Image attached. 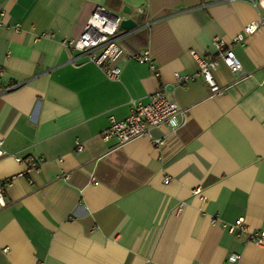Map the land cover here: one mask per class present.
Returning a JSON list of instances; mask_svg holds the SVG:
<instances>
[{
  "label": "crops",
  "instance_id": "1",
  "mask_svg": "<svg viewBox=\"0 0 264 264\" xmlns=\"http://www.w3.org/2000/svg\"><path fill=\"white\" fill-rule=\"evenodd\" d=\"M97 5L138 23L119 34V81L63 47ZM0 17V88L19 85L0 93V182L12 180L0 264H264V244L225 228L244 219L264 232V29L234 48L242 71H215L222 97L201 78L175 85L176 74L198 72L192 52L213 55L215 40L228 44L258 19L249 3L0 0ZM145 52L158 77L126 54ZM161 87L188 111L182 128L155 129L159 147L102 139L111 116L126 118L131 100Z\"/></svg>",
  "mask_w": 264,
  "mask_h": 264
},
{
  "label": "built area",
  "instance_id": "2",
  "mask_svg": "<svg viewBox=\"0 0 264 264\" xmlns=\"http://www.w3.org/2000/svg\"><path fill=\"white\" fill-rule=\"evenodd\" d=\"M123 1V0H119ZM232 1H244L249 3L257 12L258 19L251 23L246 24L243 27V31L240 35L235 37L231 42H227L217 39L214 42L215 54L208 56H200L196 52H192L191 56L198 63L199 70L195 75L176 74L175 85L179 87H185L197 78H201L209 87L212 98L222 97L225 90L219 86L215 78V71L221 65H224L230 70V72L237 74L242 71V63L234 52V48L237 46L244 47L247 39L259 31L264 29V0H226ZM145 14L144 11L141 12ZM3 16V15H2ZM121 15L113 12L102 5H97L92 16L87 21L81 36L77 40L64 41L63 47L70 51L76 52L78 57L84 58L87 62L96 65L105 76L111 81H119L121 79V68L115 63L120 57L125 54V49L121 45L120 23L122 21ZM3 22L0 17V26ZM151 23L146 20L145 26L150 27ZM16 30H20V25L15 27ZM129 59L138 61L140 63H148L152 73L158 77L159 71L157 66L153 63L150 53L145 52L143 54L126 53ZM2 73L0 74V84L2 82ZM18 84L11 85L7 88H0V93L14 90L18 88ZM131 110L130 114L122 119L118 120L114 116L109 118L110 124L101 137L104 141L116 139L121 146L126 143H130L138 138L147 137L152 140L156 147L163 144V140L156 139L153 136V131L161 126H168L173 132L182 128L188 120V111L182 107L174 99L172 91L166 87H161L158 91L153 93L148 102L142 99H133L130 102ZM3 142L0 141V148H2ZM84 150L82 144H78V151ZM6 156V152L0 149V158ZM16 162H23L20 157H14ZM43 164L42 159L33 160L31 162V170H38ZM67 176L66 178H68ZM94 181V179H92ZM95 182V181H94ZM166 182H169L168 180ZM12 184V180H6L0 182V206L5 207V193ZM98 185V183H95ZM200 188L195 190V195H201ZM231 233L246 234L249 242L256 243L258 245L264 244V232L253 234L247 228L244 219H239L234 224L226 225ZM240 260V256L231 255L228 258L230 263H237Z\"/></svg>",
  "mask_w": 264,
  "mask_h": 264
},
{
  "label": "water",
  "instance_id": "3",
  "mask_svg": "<svg viewBox=\"0 0 264 264\" xmlns=\"http://www.w3.org/2000/svg\"><path fill=\"white\" fill-rule=\"evenodd\" d=\"M122 12L123 14L128 15V16H130L132 13L131 9H129V7L127 6L123 8ZM137 26H138V23L134 21V19H132L131 17L122 19L120 23L121 30L128 31V32L135 30Z\"/></svg>",
  "mask_w": 264,
  "mask_h": 264
}]
</instances>
